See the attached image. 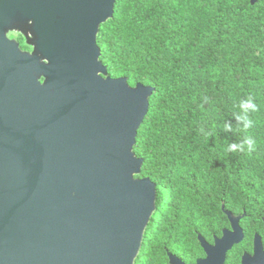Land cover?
Returning <instances> with one entry per match:
<instances>
[{
  "label": "water",
  "instance_id": "obj_1",
  "mask_svg": "<svg viewBox=\"0 0 264 264\" xmlns=\"http://www.w3.org/2000/svg\"><path fill=\"white\" fill-rule=\"evenodd\" d=\"M115 3L1 9L33 49L0 28V264H136L158 185L134 146L156 88L108 74L98 35Z\"/></svg>",
  "mask_w": 264,
  "mask_h": 264
},
{
  "label": "trees",
  "instance_id": "obj_2",
  "mask_svg": "<svg viewBox=\"0 0 264 264\" xmlns=\"http://www.w3.org/2000/svg\"><path fill=\"white\" fill-rule=\"evenodd\" d=\"M98 44L109 75L156 88L134 146L144 158L138 176L158 185L142 247L147 264L158 260L162 229L209 221L221 205L264 206L261 8L247 0H117Z\"/></svg>",
  "mask_w": 264,
  "mask_h": 264
},
{
  "label": "flooded vegetation",
  "instance_id": "obj_3",
  "mask_svg": "<svg viewBox=\"0 0 264 264\" xmlns=\"http://www.w3.org/2000/svg\"><path fill=\"white\" fill-rule=\"evenodd\" d=\"M247 1L249 6L264 11V0ZM9 2L0 0L1 31L20 50L31 52L30 28L23 32L13 29L9 19L1 14V9L8 7ZM218 209L220 216L209 215V221H187L183 230L175 223L173 227L162 229L164 232L158 231L156 239H161L162 247L157 249L156 253H160L153 264H264V206L242 207L239 211L237 207L221 205ZM240 215V220L234 221ZM225 234L227 237L223 239ZM142 247L136 264H147Z\"/></svg>",
  "mask_w": 264,
  "mask_h": 264
},
{
  "label": "clouds",
  "instance_id": "obj_4",
  "mask_svg": "<svg viewBox=\"0 0 264 264\" xmlns=\"http://www.w3.org/2000/svg\"><path fill=\"white\" fill-rule=\"evenodd\" d=\"M248 123H249V126H250V125H251V121H249ZM236 147H237L236 145H232V146H231V148H232L233 150H235Z\"/></svg>",
  "mask_w": 264,
  "mask_h": 264
}]
</instances>
